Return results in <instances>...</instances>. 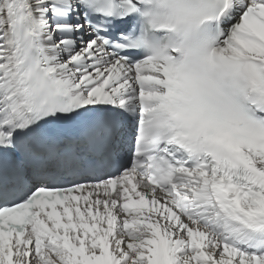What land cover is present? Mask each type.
Listing matches in <instances>:
<instances>
[{"label": "snow or ice", "instance_id": "snow-or-ice-1", "mask_svg": "<svg viewBox=\"0 0 264 264\" xmlns=\"http://www.w3.org/2000/svg\"><path fill=\"white\" fill-rule=\"evenodd\" d=\"M0 264H264V0H0Z\"/></svg>", "mask_w": 264, "mask_h": 264}]
</instances>
